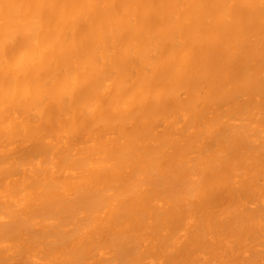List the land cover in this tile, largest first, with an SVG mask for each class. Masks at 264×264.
<instances>
[{
	"label": "bare ground",
	"instance_id": "obj_1",
	"mask_svg": "<svg viewBox=\"0 0 264 264\" xmlns=\"http://www.w3.org/2000/svg\"><path fill=\"white\" fill-rule=\"evenodd\" d=\"M0 264H264V0H0Z\"/></svg>",
	"mask_w": 264,
	"mask_h": 264
}]
</instances>
